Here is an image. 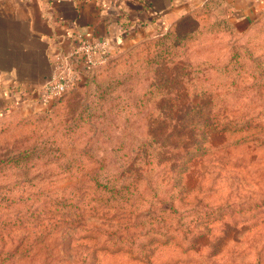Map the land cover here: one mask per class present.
<instances>
[{"label": "rangeland", "instance_id": "374dc122", "mask_svg": "<svg viewBox=\"0 0 264 264\" xmlns=\"http://www.w3.org/2000/svg\"><path fill=\"white\" fill-rule=\"evenodd\" d=\"M189 6L0 113V264H264V10Z\"/></svg>", "mask_w": 264, "mask_h": 264}, {"label": "crops", "instance_id": "0c3cea01", "mask_svg": "<svg viewBox=\"0 0 264 264\" xmlns=\"http://www.w3.org/2000/svg\"><path fill=\"white\" fill-rule=\"evenodd\" d=\"M196 1L202 0H0V113L39 99L55 60L78 36L117 44L137 25L168 27ZM218 1L239 28L264 10V0Z\"/></svg>", "mask_w": 264, "mask_h": 264}, {"label": "built area", "instance_id": "2783aa9c", "mask_svg": "<svg viewBox=\"0 0 264 264\" xmlns=\"http://www.w3.org/2000/svg\"><path fill=\"white\" fill-rule=\"evenodd\" d=\"M107 46L106 40H89L78 36L75 41L73 48L70 51V54L65 57L67 60L68 57L74 55H80L79 58H85L90 63L95 64L100 59H103L105 55V47ZM63 56L58 57L53 65L52 76L48 82H46L40 91V100L43 103H48L49 101L61 96L64 94L72 84V77L63 76L62 69L60 65V60Z\"/></svg>", "mask_w": 264, "mask_h": 264}]
</instances>
